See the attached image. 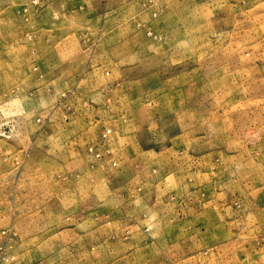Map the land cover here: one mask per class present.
Wrapping results in <instances>:
<instances>
[{
    "label": "rangeland",
    "instance_id": "rangeland-1",
    "mask_svg": "<svg viewBox=\"0 0 264 264\" xmlns=\"http://www.w3.org/2000/svg\"><path fill=\"white\" fill-rule=\"evenodd\" d=\"M0 264H264V0H0Z\"/></svg>",
    "mask_w": 264,
    "mask_h": 264
}]
</instances>
